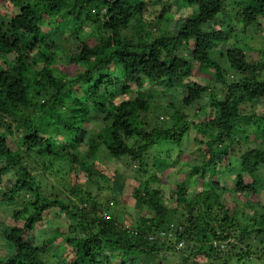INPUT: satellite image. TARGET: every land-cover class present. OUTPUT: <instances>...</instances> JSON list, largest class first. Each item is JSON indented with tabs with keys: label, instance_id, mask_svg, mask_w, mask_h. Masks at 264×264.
<instances>
[{
	"label": "trees",
	"instance_id": "trees-1",
	"mask_svg": "<svg viewBox=\"0 0 264 264\" xmlns=\"http://www.w3.org/2000/svg\"><path fill=\"white\" fill-rule=\"evenodd\" d=\"M2 1L0 129L5 128V117L18 119L23 134L12 148L8 137L0 132V185H4L0 189V203L9 206L21 201L23 205L13 209L11 214L17 224H22L14 225L0 237L5 247L0 264H50L44 256L58 240L73 247L69 248L72 257L69 259L62 248L61 259L53 254L50 256L54 258L52 264H111V254L120 253H123L121 257L156 255L160 258V247H165L167 253H179L185 247L177 245L192 237L201 243L192 256L209 260L222 258V264H228V255L236 262H245L251 257L253 264H264V217L261 215L258 220L253 217L252 222L240 224L223 198L226 193L235 196L240 192L258 194L263 190L254 179V174L264 167V149L261 148L247 150L241 156L240 171H236L233 179L235 188L221 189V192L209 188L205 193L203 202L206 210H213L216 215L215 226L189 215L186 224L172 228L160 189L148 184L132 187L128 194L135 202L134 207L143 213L132 239L128 231L117 227L114 219L88 221L85 214L77 216L73 210L68 212L57 200L38 201L42 181L36 179L35 172L39 165L46 169L55 161L68 160L72 170L75 165L86 167L85 176L97 184L112 175L101 168L102 158L127 156L139 167H144L150 150L159 149L160 142L179 145L189 126L183 118V106L201 99L207 86L193 82L182 98L183 105L172 116V127L153 129L150 133L137 132L132 123V115L148 111L154 97L139 89L147 82L154 83V79H190L198 69H207L212 61L221 64L220 60L224 59L223 65L241 82H231L224 90L221 88L223 98L211 95L209 125L215 134L206 140L208 166H218L212 161L213 156L229 155L236 133L241 134L245 142L252 135L253 142L258 137L264 139V115L243 114L245 104L264 101V58L261 59L264 53L229 48L213 57L215 44L227 42L230 33L235 31L230 16L227 15L224 25L222 7L225 0H182L194 12L183 18L171 34L142 44L121 35L130 20L142 12L143 4L136 5L140 0H6L5 5ZM249 1L251 4L247 3L239 12L246 31L249 26H255L259 18L264 19V0ZM1 6L8 7L6 12L1 11ZM75 19L78 26L70 35L59 39L60 43L56 42L58 40L49 42L53 30ZM69 38L77 43L76 47L71 46ZM95 111L103 115L100 123L91 116ZM86 127L92 135L83 151L75 152L82 143ZM24 156L30 164H22ZM205 169L206 165L191 166L190 172L202 174ZM7 174L13 182L9 178L5 180ZM244 175L251 182L244 183ZM151 179L156 177L151 176ZM25 195L29 200L24 199ZM209 195L213 199L209 200ZM188 196L183 182L177 183L170 194L177 203L186 202ZM199 200L198 194L190 203V212L199 205ZM251 205L247 202L248 207ZM93 206L98 207L95 203ZM54 208L64 213L69 221L79 220L81 229L77 236L69 235L68 230L46 234L44 244L37 246L31 234L41 225L44 212ZM161 231L169 237L159 240L166 241L160 245L155 238ZM252 238L255 239L252 243L257 241V246L263 248L262 252L252 251L253 244H247L245 251L234 246L236 242ZM213 240L232 242L226 244L231 246L224 254L218 251Z\"/></svg>",
	"mask_w": 264,
	"mask_h": 264
},
{
	"label": "rangeland",
	"instance_id": "rangeland-1",
	"mask_svg": "<svg viewBox=\"0 0 264 264\" xmlns=\"http://www.w3.org/2000/svg\"><path fill=\"white\" fill-rule=\"evenodd\" d=\"M2 2L4 3H2L3 5L7 4L6 0ZM251 2L249 0L224 1L222 7L225 15L224 25L227 23V15L230 16L233 24L232 27L235 28V31L230 33V35L228 34L227 42L215 44L213 57H216L219 51L225 52L229 48H239L245 52L259 53V55L264 53V19L259 18L258 23L255 26L254 24L249 26L247 31L241 22L242 14H239V12L247 6V3L251 4ZM140 3L143 4V7L140 9L142 12L137 16L135 15L130 20V24L121 30L122 37L139 44L145 42L151 43L154 41V38L171 34L173 30L179 27L180 21L183 18L194 12L182 0L136 1V5ZM6 9L8 7H2L1 11L6 12ZM77 21L75 19V21L64 23L65 27L63 29L62 26L64 25H61L53 30L49 42L58 40L56 42L60 43L61 40L59 39H64L70 35L72 30L76 29L78 26ZM43 30L47 31L48 27ZM69 42L73 48L76 47L77 43L74 40L69 38ZM224 61V59L222 61L220 60L222 65L212 61L206 67L207 69H198L195 74L191 75L190 79H154L152 81L154 83L150 84L147 82L145 86L139 89V92H148V94H153L154 97L152 98V103L148 111H139L132 115L134 118L132 123L137 132L150 133L153 129L163 130L172 127V116L183 105L182 98L187 95V89L192 87L193 82L202 83L207 86L206 92L202 95L201 99L195 101L190 106H183V118L185 122H189V126L187 134L183 135L179 145H173L167 141L160 142L159 149L150 150L146 157L147 165L145 164L144 167H139L136 162L131 161L127 156L112 159L102 158L104 165L101 164V168L107 170L106 173L112 175H107L105 180H100L97 184L88 180L85 176V172L87 171L86 167L83 165H75L72 170L70 169L72 163L68 160L61 162L55 161L46 169H42V166L39 165L38 170L35 172L36 179L42 181V187L40 188L41 194L39 193L38 201L41 199L57 200L67 207L68 212L73 210V214L77 216L85 214V218L88 221H92L95 218H102L103 220L114 219L116 220L117 227L128 231L130 239H132L136 233L135 229L139 217L143 213L140 209L138 210L134 207L135 202L128 194H130L132 187H142L148 184L151 188L160 189L162 199L169 210L167 218L170 220L172 228L178 226L180 223L186 224V219L189 215L198 218V221L202 220L206 224H211L209 226H215L213 219L216 215L213 213V210H206L207 205L203 202L205 193L209 188L217 192H221V189L231 190L235 188L233 179L235 178L236 171H240L241 156L243 153L253 148L264 149V139L258 137L253 142L254 136L252 135L250 140L245 142L242 139L243 136L236 133L229 155L213 156L211 159L218 166L215 168L208 166L209 164L206 160L208 154L206 140L215 134L213 128L209 125L211 122L210 117L212 116V111L208 108L210 100L213 97L211 95L222 96L225 85H229L231 82H241L238 77L233 76L230 69L223 65L225 63ZM69 74H72V72ZM180 75H182V72H180ZM243 114L247 116L264 115V101L245 104ZM195 115L197 116L194 117ZM91 116L94 121L100 123L103 115L100 111H95L91 113ZM4 121L6 123L5 128L2 127L4 129H0V132H3V135L8 137L9 146L14 148L19 142L18 140L22 133L19 130L21 121L8 117H5ZM91 135L92 133L89 132L88 127L84 128L82 143L75 152L83 151L85 143ZM222 138L225 140L224 136ZM66 149H69L68 145ZM101 151L107 154L105 149L102 148ZM24 159L22 164H30L31 161L26 159L25 156ZM204 165H206L204 173L201 174L198 171L190 172L191 166L200 167ZM151 176H155L156 179H151ZM8 178L10 179L9 174L5 176V180ZM254 179L263 187L260 193L250 194L240 192L235 196L228 193L223 195L225 204H230L232 213L234 212L233 215L240 224L252 222L253 217L256 220L261 215L264 217V167H261L254 174ZM11 181L13 182L12 179H10ZM181 182L188 188L189 196L186 198V202L177 203L174 199L170 198V194L176 188V184ZM249 182H251L250 178L244 175V183ZM1 188L3 189L4 185H0ZM198 194L200 196L199 205H195L194 210L190 212L189 209L192 207L190 203L195 200ZM24 199L29 200V197L25 195ZM211 199L213 197L209 195V200ZM247 202L252 205L248 207ZM94 203L98 207L95 208L93 206ZM22 205L23 203L21 201L9 206L0 203V237L4 231L9 230L17 224V221L11 218V214L13 209L16 207L21 208ZM29 208L31 210L33 209L31 205H29ZM78 221H69L64 213L60 214L58 209H50L44 212L41 225L37 227L31 236L34 237L37 246H41L42 243L44 244L46 234L55 231L60 233L68 230L69 235L77 236L81 229ZM21 224L22 222H19L17 225ZM177 230H180V228H177ZM173 231H175V228ZM167 236L169 237L168 233L161 231L158 237L155 238L158 240L155 241L161 245L166 241L161 242L159 240H165ZM149 239L154 238L150 237ZM252 240L255 239L252 238L250 241L246 240L242 243L236 242L234 246H239L245 251L247 244H253L257 249L252 247V251L262 252L263 248L257 246V241L252 243ZM64 242V240L56 241V246L44 256L46 259L48 258L50 264L54 262V258H50V256L53 254L56 259H61L63 257L61 250L63 249L65 254L69 256V259L72 257L70 249H73V247H67ZM212 242L216 243V247L220 253H224L231 246L229 245L227 247L226 244L232 241L225 240L223 242H217L213 240ZM200 244L198 240L192 237L190 241L180 242L177 245L178 248L185 247L179 253H167L165 247H160V251H162L160 258L156 255H141L131 258L130 256L121 257L123 253L111 254V264H222V258L209 260L202 256H192L195 248ZM4 251V242L0 238V259L5 255ZM181 255H184L183 258ZM252 256L255 257L254 255ZM229 258L230 256L228 255V264H253L251 257H248L245 262H236Z\"/></svg>",
	"mask_w": 264,
	"mask_h": 264
},
{
	"label": "water",
	"instance_id": "water-1",
	"mask_svg": "<svg viewBox=\"0 0 264 264\" xmlns=\"http://www.w3.org/2000/svg\"><path fill=\"white\" fill-rule=\"evenodd\" d=\"M116 1V0H115Z\"/></svg>",
	"mask_w": 264,
	"mask_h": 264
}]
</instances>
